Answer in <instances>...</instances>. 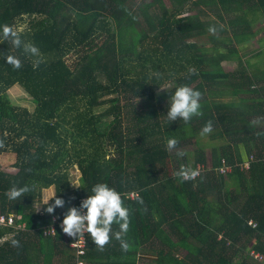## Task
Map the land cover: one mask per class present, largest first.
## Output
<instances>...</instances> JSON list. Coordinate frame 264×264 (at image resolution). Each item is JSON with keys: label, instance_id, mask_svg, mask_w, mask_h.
Masks as SVG:
<instances>
[{"label": "trees", "instance_id": "trees-1", "mask_svg": "<svg viewBox=\"0 0 264 264\" xmlns=\"http://www.w3.org/2000/svg\"><path fill=\"white\" fill-rule=\"evenodd\" d=\"M258 20L264 23V0H0V25L20 31L42 57L34 69L35 57L0 38V162L16 168L0 166V214L25 223L16 231L0 226V237L14 232L0 244V264H71L74 251L58 223L100 182L130 208L132 247L122 251L113 237L101 251L87 234V264H255L248 249L264 254V63L243 55L264 56ZM253 38L258 49L250 48ZM7 54L23 66L7 64ZM234 61L225 70L224 62ZM16 84L33 110L11 101ZM181 84L202 93L203 115L188 123L166 115ZM247 118L253 131L238 133ZM208 121L213 131L201 137ZM171 137L179 143L167 150ZM190 140L192 160L189 151L178 157ZM7 154L13 157L3 159ZM250 154L255 160L240 170ZM222 158L232 166L226 174L219 172ZM189 163L200 175L181 181L175 173ZM13 185L32 191L10 200L5 193ZM50 187L65 200L53 214L41 205ZM53 217L55 234L45 236Z\"/></svg>", "mask_w": 264, "mask_h": 264}, {"label": "clouds", "instance_id": "clouds-1", "mask_svg": "<svg viewBox=\"0 0 264 264\" xmlns=\"http://www.w3.org/2000/svg\"><path fill=\"white\" fill-rule=\"evenodd\" d=\"M209 33L216 35L217 28L215 25H210ZM0 38L3 40H11V43L16 48H23L25 54H28L36 59L33 61V68H38L42 62V57L39 48L31 43L24 42L21 39V32L12 25H0ZM5 62L11 65L14 69L19 70L23 64L22 61L15 55L7 54L4 57ZM189 72L197 74L195 68H190ZM202 93L187 84L178 85L171 96V102L167 110V118L170 122L183 120L185 123L190 122L193 117L203 115L201 110ZM213 131L212 122L208 121L202 128L201 137L209 135ZM179 141L175 137L166 140V149L172 150L176 148ZM4 146V141L0 140V147ZM178 157L188 155L184 151L176 153ZM181 181L195 180L200 175V170L193 168L191 164H181L179 170L175 173ZM74 187H81L77 183H72ZM32 189L28 185L16 186L13 185L5 195L10 200H19L22 195L29 193ZM49 201H53L50 203ZM136 203L143 205V198L137 194L135 197ZM44 211L48 214H53L57 207H64L65 200L56 195V191L45 193L43 196ZM40 205V206H41ZM40 206L37 207V211ZM130 208L126 205L122 194L114 187L107 183L100 182L92 186L87 198L83 199L79 207L70 206L63 216L61 228L63 232L73 238H80L85 233L90 235L95 246L103 251L109 245L113 237L120 242L122 251H129L132 247L131 243L126 239L130 229ZM113 225L118 226V230L113 232ZM11 244L19 247V241L13 239Z\"/></svg>", "mask_w": 264, "mask_h": 264}, {"label": "rangeland", "instance_id": "rangeland-1", "mask_svg": "<svg viewBox=\"0 0 264 264\" xmlns=\"http://www.w3.org/2000/svg\"><path fill=\"white\" fill-rule=\"evenodd\" d=\"M189 11V8L188 7H185L183 8L180 12H183V13H186ZM27 21H28V17L25 18V20L20 24L19 28H24L27 26ZM261 20H258L257 22H255V24L253 25L254 28L256 27H262L264 23L260 24ZM262 22V21H261ZM261 35H264V32H260L257 37L261 36ZM256 37V38H257ZM250 48H256L258 49V46H257V42L255 41V38L251 39V46ZM242 50V49H241ZM244 51H245V47H244ZM251 54H246V55H243V59H248V58H252L253 61L257 62L260 58L262 57H250ZM257 59V60H256ZM73 60V57H69L68 61L69 63ZM254 62V63H255ZM224 68L225 70H232L235 65H236V62H224ZM8 94H9V97L11 99V101L16 104V105H20V106H25L27 108H29L30 110H33L34 109V103L31 101V98L30 96L19 86V85H14L13 87H11L9 90H8ZM239 130H238V133L242 134L243 132H252L253 131V127H252V124H253V119L252 118H247L243 121H240L239 120ZM207 138V137H205ZM193 149H194V145H193V141H187V143H184L182 145V148L181 150L182 151H189L187 153L189 154H192V156L190 157V159L192 160V157H193ZM5 155V154H3ZM204 156H205V160H206V163L207 164H210V151L208 148H206L204 150ZM6 157H13L9 154H7L6 156H3L2 158L5 159ZM172 160V159H171ZM170 159H167L165 161V168L167 170H170L171 169V161ZM11 162L12 160H7L6 162H0V166L5 170V171H8L10 173H14L16 172V168H14L12 165H11ZM70 173H71V176H72V183H77L78 184V178H79V170L76 168V167H72V169L70 170ZM54 188L53 187H50L49 189H46L43 191V196L45 193H49L51 191H53ZM43 196H42V201H43Z\"/></svg>", "mask_w": 264, "mask_h": 264}, {"label": "built area", "instance_id": "built-area-1", "mask_svg": "<svg viewBox=\"0 0 264 264\" xmlns=\"http://www.w3.org/2000/svg\"><path fill=\"white\" fill-rule=\"evenodd\" d=\"M253 160H255V157L253 154H250L243 162L239 163L240 170L247 171L250 167V163ZM231 167L232 166L227 164L225 159L222 158L221 159V166L219 167V172L221 174H226L227 172L231 171ZM200 169H201V167H200ZM129 196L133 197L134 196L133 192H130ZM83 199H85V198H81L80 201H82ZM17 219H20V216H17ZM248 222L252 226L256 225V222H254L252 220H249ZM61 223L62 222H59L58 224L61 225ZM56 224H57V220L55 219V217H53V223H51L49 226L43 228V235L53 236L55 234V225ZM0 226L11 227L14 231H16L18 229L25 228V223L24 222L16 223L14 216L11 214L10 215L0 214ZM62 232H63V230H62ZM13 234H14V232L12 231V232H9V233L2 235L0 237V244L2 242H4L5 240H7L8 238H10ZM86 236H87V233H85L84 236H82L78 239V238L70 237L63 232L64 240L67 242L69 247H71L74 251L72 264H87V260L85 257ZM248 251H249V255H250L252 261L255 264H264V254L263 253L256 251L253 248H249Z\"/></svg>", "mask_w": 264, "mask_h": 264}, {"label": "crops", "instance_id": "crops-1", "mask_svg": "<svg viewBox=\"0 0 264 264\" xmlns=\"http://www.w3.org/2000/svg\"><path fill=\"white\" fill-rule=\"evenodd\" d=\"M261 32H264V28L261 30ZM262 57V56H261ZM257 60V59H256ZM260 62H262V63H264V56L262 57V58H260ZM249 61L251 62V63H254L255 61H253L252 60V58H249ZM243 157H246V154L244 153L243 154ZM249 220H251V219H249ZM253 242H256V240H253ZM73 259V258H72ZM55 260H57L56 258H55ZM54 264V263H53ZM71 264H72V262H71Z\"/></svg>", "mask_w": 264, "mask_h": 264}]
</instances>
